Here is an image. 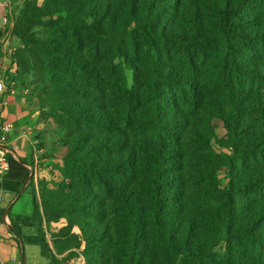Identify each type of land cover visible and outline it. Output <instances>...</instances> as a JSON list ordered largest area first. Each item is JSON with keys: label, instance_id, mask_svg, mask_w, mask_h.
I'll list each match as a JSON object with an SVG mask.
<instances>
[{"label": "trees", "instance_id": "trees-1", "mask_svg": "<svg viewBox=\"0 0 264 264\" xmlns=\"http://www.w3.org/2000/svg\"><path fill=\"white\" fill-rule=\"evenodd\" d=\"M11 34L61 174L9 155L18 236L51 264H264V0H23Z\"/></svg>", "mask_w": 264, "mask_h": 264}, {"label": "crops", "instance_id": "crops-1", "mask_svg": "<svg viewBox=\"0 0 264 264\" xmlns=\"http://www.w3.org/2000/svg\"><path fill=\"white\" fill-rule=\"evenodd\" d=\"M9 1L10 0H4L2 1V3H0V44L1 50L4 53L7 50L8 43L17 41V39L11 34L12 23L8 22V18L7 22H4V17H7L9 12ZM10 60L11 59L7 54H2V56L0 57L1 67L3 64L5 65V67H8V63L10 62ZM0 76H4V74L0 72ZM24 97H20L18 95L16 98L10 99L9 105L4 111V117L5 119L11 121L14 125L13 130L11 131L9 136L11 149L12 145L18 144V142L23 138H25L28 142L27 154H25L26 156L20 152L18 153V151L14 149H12V151L16 159L21 158L22 160L27 162L25 166H28L30 168L31 177L33 178L34 184L36 186V181L38 178H48L50 174L49 169L51 168V166L48 165V162H45L46 157L41 156V153H43L42 151H44V147H38L36 145L37 139L35 133L36 131L40 130V128L45 127V125L37 119V115L34 113H32V123L30 120H27L28 117L25 114L26 111L22 108V106H24L22 104L24 102ZM24 186H26V183ZM25 190L28 189H23L22 191H20V193L15 194L14 192L4 191L1 189L2 201L0 202V264H51L48 259L42 256L40 247L37 244H34L31 241H27L24 236L21 237L24 233V231L22 232V229L21 236H18L11 226L10 217L30 216L33 211L32 194L29 190V210L22 211L21 209L16 208L17 206L15 207L17 200ZM76 251L78 255L75 254V256L71 257L70 259L66 258L64 261L69 260V264H83L84 260L82 255L80 254L79 250ZM66 253L67 251H64L61 254H57V257L59 259H62L65 257Z\"/></svg>", "mask_w": 264, "mask_h": 264}, {"label": "rangeland", "instance_id": "rangeland-1", "mask_svg": "<svg viewBox=\"0 0 264 264\" xmlns=\"http://www.w3.org/2000/svg\"><path fill=\"white\" fill-rule=\"evenodd\" d=\"M2 1H4V0H0V3H2ZM5 1H8V0H5ZM9 3H10L9 4V12H8L7 18H8V22H11L13 24L16 16L19 14V12L21 10L23 0H12V1H9ZM0 18H1V16H0ZM0 47H1V44H0ZM21 49H22L21 43H19L18 41H15L13 43L12 42L8 43L7 50L5 51V53L1 50L2 54H7L11 59L10 62L8 63V67H5L4 64L1 67V64H0V72L4 74L5 79H7L10 76V74L12 75L14 73L15 66L13 65V63H15V61H17L18 59H17V57H15L13 59V55H16L17 52L21 51ZM30 62H32V61L30 60ZM5 64H6V62H5ZM32 82H33V78H32V67H31L29 71H26L23 73L21 72L20 74H18V78L15 81V86L19 90L18 95L20 97L25 96L24 102L22 103L24 106H22V108L26 111L25 114L28 117L27 120H30L32 123V113H34L37 115V119L40 120L45 125V127L40 128V130L36 131V133H35V136L37 139L36 145L38 147L39 146L44 147V151H42L43 153H41V156L46 157L45 162H48V165H50L51 168L49 169L50 174H49L48 178L41 177V178L37 179L36 186H38L40 184V182H43V181L60 180L61 179V174L59 172V165H60V158L58 156L59 151H58V146L55 143L56 138H58L59 135H58V133H56L53 130V124H52L51 119L49 117H44L42 119L39 117L38 110H39L40 104L38 101V93L34 92V90L32 89ZM24 90L26 91V94H24ZM44 135H45V137H44ZM31 136H32V133H31ZM31 139H32V137H31ZM27 144H28L27 140L25 138H23L18 142V144H16L17 146L12 145V149L18 151V153L20 152L23 155H25V154H27ZM1 180H2V177H0V181ZM24 185L22 186L20 191H22L23 189H27V188H25ZM28 190L31 192V189L29 187H28ZM28 190H25L20 195V197L17 200L16 205H15V207L17 206L16 208H19L22 211H26V210L28 211L29 207H30L29 191ZM38 193H40V189L38 192L36 189V195ZM20 221H21V226H19V228L22 229V232L24 231L22 236H24L26 239H29L34 234V228L31 225L32 222L30 220H29V222H27V221L24 222L23 220H20ZM64 225H65L64 221L60 220L58 222L52 223L51 221H48L46 219L43 220V217H42L43 233H44L46 239L49 240L50 242L56 240V238H54V236L58 233V230L60 228H62ZM72 232L77 233L78 232L77 227H73ZM72 252H75V254L78 255L76 249H74ZM73 256H75V255L69 256L68 259H70ZM69 262H70L69 260L63 261L62 264H69ZM70 264H73V263H70Z\"/></svg>", "mask_w": 264, "mask_h": 264}, {"label": "built area", "instance_id": "built-area-1", "mask_svg": "<svg viewBox=\"0 0 264 264\" xmlns=\"http://www.w3.org/2000/svg\"><path fill=\"white\" fill-rule=\"evenodd\" d=\"M4 22H7V17H4ZM18 93V88L10 78L6 80L4 76H0V176L9 171V155L15 158L9 142V136L14 125L11 121L5 119L4 111L8 107L10 99L16 98ZM24 94H26L25 90ZM26 167L30 171V168L28 166ZM1 201L2 191L0 189V202Z\"/></svg>", "mask_w": 264, "mask_h": 264}, {"label": "water", "instance_id": "water-1", "mask_svg": "<svg viewBox=\"0 0 264 264\" xmlns=\"http://www.w3.org/2000/svg\"><path fill=\"white\" fill-rule=\"evenodd\" d=\"M30 172V174H29V177H28V179H30L31 178V171H29Z\"/></svg>", "mask_w": 264, "mask_h": 264}]
</instances>
